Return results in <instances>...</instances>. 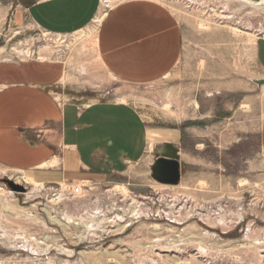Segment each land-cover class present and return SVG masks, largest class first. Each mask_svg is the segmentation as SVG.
Segmentation results:
<instances>
[{
  "label": "rangeland",
  "instance_id": "374dc122",
  "mask_svg": "<svg viewBox=\"0 0 264 264\" xmlns=\"http://www.w3.org/2000/svg\"><path fill=\"white\" fill-rule=\"evenodd\" d=\"M36 1L0 0V65L56 62L65 78L55 93L65 101L128 102L154 130L185 124L206 133L185 137L202 161L183 167L178 185L155 180L158 146L116 180L59 183L95 189L62 201L57 216L46 203L56 190L28 201L24 174L0 169V264H264V72L256 58L264 0H102L106 18L125 3L147 1L168 8L182 26L174 71L141 86L103 66L102 24L49 34L25 13ZM146 196L154 198L150 210L122 202Z\"/></svg>",
  "mask_w": 264,
  "mask_h": 264
},
{
  "label": "crops",
  "instance_id": "0c3cea01",
  "mask_svg": "<svg viewBox=\"0 0 264 264\" xmlns=\"http://www.w3.org/2000/svg\"><path fill=\"white\" fill-rule=\"evenodd\" d=\"M100 8L101 0H37L25 13L44 32L71 35L87 29ZM105 18L97 54L114 78L141 86L174 71L184 34L172 11L135 1ZM256 58L264 72V39L257 44ZM64 78V67L56 62L0 65V169L22 173L34 184L102 183L122 177L158 146L157 159L178 161L181 177L183 167L202 161L185 147V137L193 131L206 133L202 127L154 130L128 102L85 106L65 101L55 93ZM259 136L264 145V123Z\"/></svg>",
  "mask_w": 264,
  "mask_h": 264
},
{
  "label": "built area",
  "instance_id": "2783aa9c",
  "mask_svg": "<svg viewBox=\"0 0 264 264\" xmlns=\"http://www.w3.org/2000/svg\"><path fill=\"white\" fill-rule=\"evenodd\" d=\"M101 4H102V0H101ZM38 185H42V187H39L38 190L32 187L26 194H29L33 190H36L34 199L37 200L47 195V189L49 190L51 188V189L56 190L54 194L52 195V199L46 201L47 204H50L52 200L58 198V196H61V195L63 197L61 198V201H59L60 203L65 200H69V198H72V197H81L84 191L91 192L95 189V187H91L90 185L65 186L61 184H56V185H52V187H47L43 184H38ZM128 198L129 199L123 197L122 202L126 203L125 200H128V201L130 200V202L128 203L129 207H132L133 209H135V212H139L140 210L146 209L147 207H148V210H150L151 205L154 204V198L152 196L140 197L138 199L136 198L133 199L130 197Z\"/></svg>",
  "mask_w": 264,
  "mask_h": 264
},
{
  "label": "water",
  "instance_id": "95a60500",
  "mask_svg": "<svg viewBox=\"0 0 264 264\" xmlns=\"http://www.w3.org/2000/svg\"><path fill=\"white\" fill-rule=\"evenodd\" d=\"M259 84H264L261 80ZM155 180L166 185H178L181 181V166L176 160L159 159L155 167ZM15 192H23L24 188L11 180L5 181Z\"/></svg>",
  "mask_w": 264,
  "mask_h": 264
},
{
  "label": "bare ground",
  "instance_id": "6f19581e",
  "mask_svg": "<svg viewBox=\"0 0 264 264\" xmlns=\"http://www.w3.org/2000/svg\"><path fill=\"white\" fill-rule=\"evenodd\" d=\"M264 3V2H263ZM262 2H261V5L263 4ZM260 5V4H259ZM103 6H104V4H103ZM105 7V6H104ZM106 17V13L103 11V10H100V12H99V14L97 15V17H96V19L94 20V28H96V26L98 27L99 26V24H101L102 23V21L104 20V18ZM93 28V29H94ZM114 77V76H113ZM199 106V105H198ZM23 181H24V183L26 184V185H30V186H32V187H34V188H36V190H38V188L39 187H42V185H38V184H31L30 182H28L26 179H24L23 178ZM36 190H33L31 193H29V194H24V196L26 197V200H28V201H33V200H35L34 198H35V193H36ZM40 190V189H39ZM63 196L61 195V196H58V198H56V199H54V200H52L51 202H50V204H51V208H50V210H49V212H52L55 216H57V213H55V212H57L59 209H58V205L60 204V202L59 201H61V198H62ZM125 202H127V203H129L130 202V200L129 201H127V200H125ZM50 204H48V205H50ZM112 223V222H111ZM108 227H111V225H110V223H106L105 224V228L107 229Z\"/></svg>",
  "mask_w": 264,
  "mask_h": 264
}]
</instances>
